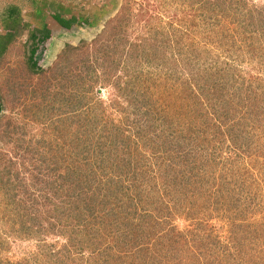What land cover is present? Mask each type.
Wrapping results in <instances>:
<instances>
[{
  "label": "trees",
  "instance_id": "trees-1",
  "mask_svg": "<svg viewBox=\"0 0 264 264\" xmlns=\"http://www.w3.org/2000/svg\"><path fill=\"white\" fill-rule=\"evenodd\" d=\"M187 2L186 18L162 12L158 27L147 9L148 34L130 42L121 33L132 13L126 0L105 32L68 45L49 72L37 66V47L72 19L56 14L55 25L41 30L21 19L18 4L0 12V60L27 32L32 70L68 81L73 98L72 117L63 119L70 120L69 146L61 145L59 174L42 182L41 196L30 194L18 173L5 179L10 172L3 169L0 251L15 238L9 222L40 239V250L0 264L42 256L46 264H264L249 219L264 207L261 166L252 170L247 162L264 150V6ZM121 63L125 82L113 78ZM139 76L152 84L142 87ZM108 85L115 94L105 102ZM60 135L64 144L66 133ZM226 225V234L219 232ZM48 236L59 247L45 245Z\"/></svg>",
  "mask_w": 264,
  "mask_h": 264
},
{
  "label": "rangeland",
  "instance_id": "rangeland-1",
  "mask_svg": "<svg viewBox=\"0 0 264 264\" xmlns=\"http://www.w3.org/2000/svg\"><path fill=\"white\" fill-rule=\"evenodd\" d=\"M125 1L39 0L37 2L34 0L31 2L30 0H0V12H4L11 4H18L21 8V19L30 23L32 29L41 30L44 27L46 28L48 23L52 25L51 27H53V24L55 25L53 17L56 14L67 21L75 19L73 22L72 20L69 21V29L62 28L50 32L51 36L44 49L37 47L39 49H37V54L34 57L37 66L39 69L49 72V68L60 61L68 45L78 46L81 42L92 43L100 34L105 32L111 21L115 20L123 10ZM132 1V13L125 18L123 31L121 32L130 42H137L140 36H144L145 33L148 34L147 30L145 31V26L150 23L149 15H157L153 24L157 22L158 27L160 23L157 19H159L162 12H164L163 14H173L177 11L179 14L182 11L181 14L185 18L186 14H189L187 11V3L189 2L187 0ZM253 2L257 6H264V0H253ZM140 6L144 7L141 9ZM140 9L141 12H139ZM147 9L150 12L149 15L146 13ZM142 11H145L146 14L144 15ZM27 35L26 32L22 38L13 43L0 60V104L2 110L0 112V177H3V169L7 166L10 177L4 178L15 181L19 174L23 186L26 182L30 194L37 197L41 196V192H44L42 189L44 180L55 181L58 173L56 166L62 158V146L65 144L69 146L70 120L67 119L65 122L63 119L66 116L72 117L73 98H71L68 81H63L61 84L58 80L53 79L51 75H38L32 70L31 61L29 60L32 45ZM217 54H221V50H218ZM75 58L70 57L66 61V65L71 67ZM129 63L131 67H142V65H137L135 62ZM123 66L125 65L121 63L113 71V78L118 76L125 82ZM143 68L148 75L154 72L151 67L148 69L147 66H143ZM139 78L144 81L143 84L140 83L142 87L152 84V81L146 80V77L139 76ZM110 84L115 86L114 81H111ZM102 89L104 91L101 98L105 102L112 98V94H115L113 86H104ZM74 127L75 125H72L73 129ZM63 130L65 132H62ZM65 133L66 140L63 144L60 134ZM142 147V150L147 151L144 145ZM68 148L66 147V151L70 150ZM251 153L248 151L246 156H251ZM258 157L261 159H255L253 162L248 161V159L247 162L251 164L252 170H258L261 166L259 170L263 179L262 186H264V150L258 154ZM16 173H18L17 176ZM19 189L18 191L22 192V189ZM2 192L3 187L0 186V196ZM19 192L15 191L18 194ZM48 192L51 193V191ZM20 194L25 196L24 193ZM255 210V213L249 217L251 219L250 224L253 226L250 230L256 232L260 237L257 248L261 249L264 245V207ZM2 212H4V209L0 208V216H2ZM183 218L175 220V224L181 229L187 225ZM222 225L223 223L218 226L221 227ZM1 226L3 227V223H1ZM6 228L12 230L15 238L10 237L8 243L2 246L1 259L20 262L24 258H31L39 252L38 242L40 239L27 237L26 232L22 231L21 224L9 222V226ZM36 228L34 227V230ZM227 228H229V225L228 227L226 225L224 230L221 229L219 232L226 234ZM56 239V237L48 236L43 238V242L47 246L59 247V242ZM224 241H227V239H224ZM257 255L255 253V256ZM46 262L47 259L42 256L40 260L33 261L32 264H46Z\"/></svg>",
  "mask_w": 264,
  "mask_h": 264
},
{
  "label": "flooded vegetation",
  "instance_id": "flooded-vegetation-1",
  "mask_svg": "<svg viewBox=\"0 0 264 264\" xmlns=\"http://www.w3.org/2000/svg\"><path fill=\"white\" fill-rule=\"evenodd\" d=\"M55 46H56V45H55ZM55 46H54V47H55ZM1 111H2V110H1V104H0V112H1Z\"/></svg>",
  "mask_w": 264,
  "mask_h": 264
}]
</instances>
